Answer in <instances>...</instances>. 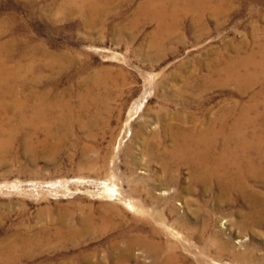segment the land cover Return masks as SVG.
<instances>
[{
    "label": "rangeland",
    "instance_id": "rangeland-1",
    "mask_svg": "<svg viewBox=\"0 0 264 264\" xmlns=\"http://www.w3.org/2000/svg\"><path fill=\"white\" fill-rule=\"evenodd\" d=\"M73 1L0 0V63L7 71L1 116L22 109L0 140V261L156 264L154 257L168 253L150 252L155 241L175 244L179 264H264L260 172H251L245 189L226 192L219 176L193 183L188 165L165 167L162 153L181 124L201 130L226 109L236 108L232 123L241 106L254 105L250 119L264 123L263 79L235 83L213 73L215 65L264 47V0H226L222 14L203 18L201 0H193L191 11L178 7L167 33L139 13L145 0H101L91 12L94 25ZM44 52L74 63L39 88L51 99H70L98 70L114 68L119 86L97 91L105 110L91 109L96 122L84 117L50 133L22 124L26 67L33 55L46 60ZM261 152L264 145L248 153Z\"/></svg>",
    "mask_w": 264,
    "mask_h": 264
},
{
    "label": "bare ground",
    "instance_id": "bare-ground-1",
    "mask_svg": "<svg viewBox=\"0 0 264 264\" xmlns=\"http://www.w3.org/2000/svg\"><path fill=\"white\" fill-rule=\"evenodd\" d=\"M84 1L83 4L78 5L77 0H74L71 8L76 9L82 16L88 15L89 18L87 23L93 24L98 17L94 18L92 13L98 11L96 6L100 4L101 0ZM105 2L107 4L109 0H105ZM192 2L193 0H145V3L139 7L140 9H138V11L139 13L147 14L150 19L156 20L161 30L167 33V31L171 29L170 25L176 23L175 19L178 18L176 17V10L178 7L185 8L187 9L186 11H191L190 9L193 8ZM102 3L104 4V1ZM225 4L226 0H215V2L214 0H201L200 11L202 18L204 16L203 13H209L212 16L222 14V11L225 10ZM101 16L102 14H100L99 17ZM44 53L46 60H36L33 55V59L30 60L26 67L28 94L26 95V111H23L24 120H22V124L29 126L32 130H35V127H39L50 133V128L55 124H81L84 117H87L90 122H96L99 119V112L105 110L104 97L101 96L100 92L97 93V91L104 89L105 92H109L113 87L119 86L118 78L112 76L114 68L103 67L89 80L84 81L83 85H80V87L76 89L72 97L75 100L72 98L66 99L62 94L57 96L56 99H51L47 90L39 88L45 86L46 83L50 81L51 76L57 73L61 74L63 71L70 69L74 63L73 59L67 56L58 55L56 57H51L49 53ZM6 72L5 66L0 63V79ZM213 73L215 75H224L227 81H234L235 83L249 80L251 84H254L257 79L264 80V47L260 48L257 53H249L243 59H230L225 65L223 62L219 65H215ZM3 105L4 103L0 99V140L2 137H5L6 134H9L8 131L15 129L12 123L14 115H22V109H20V106H17L18 113H15L13 117H11L12 119H5L1 116V111L4 108ZM92 108H94V111L96 109L98 114L92 112ZM235 109L236 108L233 107L221 111L217 119L208 123L207 127L201 130L181 124L177 132L174 133V136L172 135L171 148L165 150L161 149L164 150L162 153L168 158L164 166L169 167V165L172 164L171 162L177 165H188L193 171L191 180L193 183L213 180L214 177L219 176L221 178L220 182L222 183L223 190L226 192L239 190V188L245 189L247 178L253 176L251 172L255 170L260 172L258 176L264 177V175H261L264 173V154H262V152L255 153L254 156V154L250 155L248 153L253 150L257 151L258 148L260 149L261 145H264V141L260 139L261 135L259 133V131L264 132V129H262L264 123L259 122V124L257 121L254 122L250 119V112H257V107L254 105L252 107L247 105L241 106V111L231 123L230 118L233 119L237 115V113H234ZM216 124L219 126L218 130L216 129ZM257 124L261 126L262 130L255 128ZM249 128L251 129L250 133L246 130ZM6 139L7 138L3 141H6ZM217 139H221V141L218 142ZM154 140L156 139L154 138ZM159 143L161 144V142ZM233 169H236L235 173ZM104 190H106V193L109 195L114 191V189L108 188L106 185L104 186ZM149 246L150 245H148L147 249L150 250V252L155 250L153 253H157L156 251L164 250L168 253L167 257L162 261L158 260L160 258L154 257V261L157 262L156 264H179L177 263L178 257L175 254V244L169 243L162 247L161 244L154 241L150 248ZM152 246H155V249H153ZM223 248V244L220 243L218 246L220 251L219 254L223 252L221 251ZM233 258H237L235 254ZM7 261H0V264H11ZM247 264H252V262H247Z\"/></svg>",
    "mask_w": 264,
    "mask_h": 264
}]
</instances>
